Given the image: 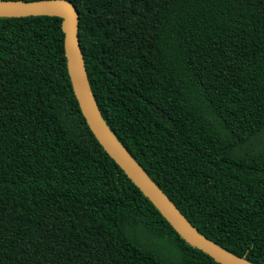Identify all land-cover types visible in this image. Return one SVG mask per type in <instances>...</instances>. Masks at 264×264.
Listing matches in <instances>:
<instances>
[{
  "label": "trees",
  "instance_id": "1",
  "mask_svg": "<svg viewBox=\"0 0 264 264\" xmlns=\"http://www.w3.org/2000/svg\"><path fill=\"white\" fill-rule=\"evenodd\" d=\"M66 1L120 144L201 235L264 264V0ZM0 264H219L92 133L56 16L0 17Z\"/></svg>",
  "mask_w": 264,
  "mask_h": 264
},
{
  "label": "water",
  "instance_id": "2",
  "mask_svg": "<svg viewBox=\"0 0 264 264\" xmlns=\"http://www.w3.org/2000/svg\"><path fill=\"white\" fill-rule=\"evenodd\" d=\"M56 16L62 19L64 50L71 85L92 133L127 177L149 199L172 228L187 242L219 264H254L201 235L134 161L106 125L94 100L78 39L79 12L66 0H0V17Z\"/></svg>",
  "mask_w": 264,
  "mask_h": 264
}]
</instances>
